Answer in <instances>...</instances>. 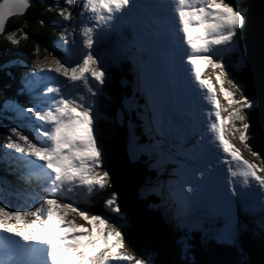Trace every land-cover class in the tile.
<instances>
[{"label":"snow or ice","instance_id":"obj_1","mask_svg":"<svg viewBox=\"0 0 264 264\" xmlns=\"http://www.w3.org/2000/svg\"><path fill=\"white\" fill-rule=\"evenodd\" d=\"M64 3L57 15L66 27L55 43L62 55L35 61L33 71L22 76L17 96L0 103V112L11 113L17 122L6 128L9 135L0 151L29 184L27 196L33 201L24 210H10L7 191L0 190V233L7 234L0 236V264H150V254L135 258L125 251V220L108 188L97 198L98 210L72 206L102 183L101 149L93 132L95 98L101 94L105 65L122 58L128 61L130 86L145 101L143 112H137L145 138L139 140L130 127L122 155L139 154L155 175L174 166L168 173L174 179L159 181L154 175L138 191L158 195L178 228L203 229L205 223L222 220L215 234L203 229L204 241L236 249V264H247L241 236L248 226L240 215L254 217L264 232V174H258L264 173V157L252 151L259 165L242 159L223 134L225 127L236 131L251 151L247 111L256 99L229 78L223 59L235 53L240 56L236 66L243 63L245 8L239 0ZM30 6L31 0L0 2V35L9 43L30 38L22 29L7 32L9 19ZM76 7L80 10L74 16ZM39 53L36 44L34 55ZM206 68L213 69L215 89L202 76ZM217 90L227 109L224 116ZM24 95L27 100L21 103L18 97ZM125 107L132 111L139 105L131 99ZM113 118L120 119L121 113ZM104 213L113 214L115 222ZM72 214L85 223L69 219ZM190 239L185 232L180 241L185 257Z\"/></svg>","mask_w":264,"mask_h":264},{"label":"trees","instance_id":"obj_2","mask_svg":"<svg viewBox=\"0 0 264 264\" xmlns=\"http://www.w3.org/2000/svg\"><path fill=\"white\" fill-rule=\"evenodd\" d=\"M50 6L56 8V11H48ZM65 6L64 0H31V6L25 14L15 15L9 19L7 32L22 29L29 34L30 38L28 40L21 39L19 45H13L7 41L5 35H0V103L6 98L13 97V95L17 96V91L21 87L22 76L33 71L35 61L43 60L45 56L51 58L62 55L61 50L55 47V43L60 39V34L66 27L65 23L59 22L61 18L57 15L58 9ZM41 19L44 20L43 25L40 24ZM36 44L40 45L39 56L34 55ZM232 55L224 61L227 70L234 81L243 85L244 93L255 98L252 90L245 85L246 78L243 72L245 63L237 67L240 56ZM122 60L123 62L127 61L126 59ZM5 64L9 66L4 68L3 65ZM124 69L126 72L123 73L122 70H119L116 73L117 81L107 86L104 94L101 95L100 103L98 102L102 114L98 118L96 137L108 176L107 180L96 187L92 193L90 198L91 210H98L97 198L105 188H108L125 220V226L122 230L124 244L138 257L145 258V254H150V264H236L239 259L236 249L218 243L214 239H209L207 242L203 239V229L210 228L211 233L215 234L216 230L223 226L220 225L223 223L222 220H215L210 225L205 223L203 229L178 228L167 215V209L161 206V198L158 195L156 196L155 193L141 194L138 191V185L142 182L151 181L155 174L153 169L144 166L143 158L134 160L132 155H122L121 146L129 139L128 127L134 124L137 137L141 141L145 138L143 121L137 114L138 111L143 112L144 104L139 97L140 92L130 86L129 67ZM125 88L127 89L125 90ZM133 94L135 99L139 98L135 101V105H139V108H133L132 111H129L125 107V101ZM18 98L23 103L27 100L26 95ZM116 112H120L123 118L114 119L113 113ZM5 115L10 118L12 114L0 112V145L4 141L6 142L9 135L6 128L17 126V122L12 119H5ZM248 119L250 128L247 135L250 139L247 143L251 148L249 151L251 154L252 151L258 152L261 157H264V127L252 121L251 118ZM21 130L23 131L24 128L21 127ZM259 161L261 163L260 159ZM15 170L18 171L16 166L10 160H6L0 151V172L6 175L7 179L16 186V189H25L27 193L31 188L21 183L22 177H18ZM10 177L13 178L12 181ZM2 178L0 177V184L3 181ZM174 178L170 177L168 173H160L155 176L156 180L165 182ZM35 183L33 181V188ZM27 185L29 184L27 183ZM4 190L8 189L4 188ZM83 203L87 204L88 202L84 200ZM104 215L113 223L115 222L113 214L104 213ZM240 219L242 224L248 226L241 236V242L247 254L246 258H249L248 261L246 260L248 264L263 248L264 232L259 230L254 217L245 216L241 213ZM185 232H188L191 237L189 241L191 249L187 257L182 254L180 244Z\"/></svg>","mask_w":264,"mask_h":264},{"label":"water","instance_id":"obj_3","mask_svg":"<svg viewBox=\"0 0 264 264\" xmlns=\"http://www.w3.org/2000/svg\"><path fill=\"white\" fill-rule=\"evenodd\" d=\"M230 2V0H228ZM257 0H241L242 6L246 12V24L243 29L244 58H246L245 85L249 87L257 100L256 107L249 112V118L252 121L264 127V78L257 79V73H264V31L260 30L261 20L259 12L253 8ZM264 3V0H258ZM2 2V0H0ZM264 5V4H263ZM259 21H256V20ZM264 20V18H263ZM8 24V22H7ZM243 54V53H242ZM251 264H264V248L260 250Z\"/></svg>","mask_w":264,"mask_h":264},{"label":"rangeland","instance_id":"obj_4","mask_svg":"<svg viewBox=\"0 0 264 264\" xmlns=\"http://www.w3.org/2000/svg\"><path fill=\"white\" fill-rule=\"evenodd\" d=\"M224 2H229L228 0H224ZM81 3V0H77V5H79ZM79 7H76L75 8V12H74V16L75 15H77V13L79 12ZM243 31H242V35H243ZM241 41H242V46H243V54H242V59L244 58V45H243V40H242V37H241ZM49 60H51V58H49ZM243 63H245V60L243 61ZM9 64V63H8ZM202 76H206V77H208L209 79H210V81H211V83H212V85H213V87H214V89H215V87H216V85H215V79H214V76H213V69H211V68H206L203 72H202ZM229 78H231V79H233L232 77H231V75H230V77ZM107 83V82H106ZM112 83V80H110L109 81V84H111ZM225 87H230L229 85H227L226 83H225ZM128 88V87H127ZM127 88H125V90L127 89ZM243 91H244V89H243ZM121 93V92H120ZM108 94V93H107ZM239 93H237V95H238ZM141 95V96H140ZM139 95V97H140V99H141V97H142V94H140ZM215 95H216V98H217V100H218V103H219V105H220V115L221 116H224L225 114H226V112H227V109L226 108H224L223 107V105H224V101H223V99L220 97V95H219V92H218V90L215 92ZM97 97H99V95L97 96ZM131 99H134V102L135 101H137L139 98H136L135 99V97H134V94H133V96H130L129 98H127V100H131ZM143 99V98H142ZM100 100H101V98H96L95 99V106H94V109H96L97 107V105H96V101H98L99 103H100ZM21 103H23V102H21ZM256 104H257V100H256ZM25 106H27V105H25ZM254 107H256V105L254 106ZM254 107L253 108H251V109H249L248 111H247V115H249V112L252 110V109H254ZM4 118L5 119H7V120H11L10 118H8V115H5L4 116ZM121 118H123V117H121ZM248 118H249V116H248ZM236 124H237V126H238V124H239V122H235ZM95 123H94V118H93V132H94V136H95V131H94V129L96 130V128H95ZM130 127H132L133 129H134V131H135V135H136V137H137V131H136V126H134V124H133V126H130ZM130 127H128V133H129V128ZM223 134H224V137H225V139L227 140V142L236 150V153H237V155H239L242 159H245V160H247V161H249V162H253V163H256V164H260V161H259V159L257 158V157H254L251 153H250V151H249V149H248V147H245V145L243 144V143H241L237 138H236V136H237V133H236V131H234V130H232L231 128H229V127H225L224 129H223ZM139 140H140V138H139ZM5 143V141L1 144V145H3ZM99 144V143H98ZM132 158L134 159V160H137V158H140V156H139V154H133L132 155ZM100 160H101V164H100V166H101V168L103 169V172H104V176H103V180H102V183L101 184H103V182L105 181V180H107V176H108V171H107V169H106V165H105V163H104V161H103V156H102V152H101V154H100ZM172 167H174V166H168V167H166L165 168V171H163V172H161V173H169L171 170H172ZM258 174H260V173H258ZM15 176V175H14ZM156 176V175H155ZM13 177V176H12ZM12 177H10V180L12 181L13 180V178ZM3 179V178H2ZM100 184V185H101ZM99 185V186H100ZM0 190H3V186L0 184ZM92 193H93V190L91 191V194L90 195H88V199H90L91 198V195H92ZM21 194H19L18 192L16 193V196H19V197H21L20 196ZM157 196V195H156ZM9 202H10V200H9ZM62 203H67L66 201H63L62 200ZM73 207H77L76 205L75 206H73ZM69 219H73V220H75V222L76 223H78V224H84L85 223V221H83V220H81L79 217H76L75 216V214H72L70 217H69ZM216 221H219V220H216ZM15 221H13V223H14ZM221 222V221H220ZM223 222V221H222ZM220 225H223V223H220ZM223 227V226H222ZM221 227V228H222ZM204 232V231H203ZM0 235L1 236H4V235H7L6 233H0ZM124 247H125V251L127 252V253H129V254H132L135 258H142V257H138L137 255H135L133 252H131L130 250H128L127 249V247H126V245L124 244ZM263 248H264V246H263ZM262 248V249H263ZM248 259L249 258H246V260L248 261Z\"/></svg>","mask_w":264,"mask_h":264},{"label":"bare ground","instance_id":"obj_5","mask_svg":"<svg viewBox=\"0 0 264 264\" xmlns=\"http://www.w3.org/2000/svg\"><path fill=\"white\" fill-rule=\"evenodd\" d=\"M264 3H260L258 0L254 3V6H253V8H255L260 14H259V20H261V22L262 23H258V24H260V30L261 31H264V20H263V18H264V5H263ZM258 19L256 20V21H259ZM245 59V61H246V58H244ZM245 64H246V62H245ZM124 71H125V69H124ZM126 72V71H125ZM257 79H260V78H264V73L262 72V73H260L259 74V72L257 73V77H256ZM127 82L129 83V81L127 80ZM263 93H264V90H263ZM262 250V249H261ZM258 254V253H257ZM257 254L255 255V257L257 256ZM254 257V258H255ZM253 258V259H254ZM252 259V260H253ZM252 260L250 261V263H248V264H251V262H252Z\"/></svg>","mask_w":264,"mask_h":264}]
</instances>
